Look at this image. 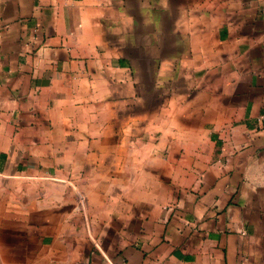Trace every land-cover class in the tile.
I'll list each match as a JSON object with an SVG mask.
<instances>
[{"label": "crops", "instance_id": "crops-1", "mask_svg": "<svg viewBox=\"0 0 264 264\" xmlns=\"http://www.w3.org/2000/svg\"><path fill=\"white\" fill-rule=\"evenodd\" d=\"M0 264H264V0H0Z\"/></svg>", "mask_w": 264, "mask_h": 264}]
</instances>
